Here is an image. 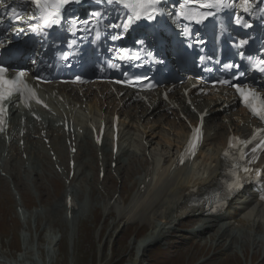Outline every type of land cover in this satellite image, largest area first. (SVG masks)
Here are the masks:
<instances>
[{
  "label": "bare ground",
  "instance_id": "bare-ground-1",
  "mask_svg": "<svg viewBox=\"0 0 264 264\" xmlns=\"http://www.w3.org/2000/svg\"><path fill=\"white\" fill-rule=\"evenodd\" d=\"M91 94L92 91L88 90L84 96L88 99L86 105L89 109V114L85 116L84 119L76 115L72 120V118H67L63 112H61V118L52 117V119L50 118V113H44V122L41 125L34 122L32 119L29 121L28 135H25L23 138H18L16 135L11 134L8 145H0V156H2V153L5 151V159L11 160V165L13 167L14 165L16 166L13 170L6 169L5 171L9 174L18 173V165L16 162L22 160L23 164L28 163L32 166L30 171L26 170L28 171L27 173H36V161H38L37 163H39V161L46 162V157L43 158L45 152L43 146H46V143L43 141H36L37 136H40L45 130L47 134H42L40 138L51 137L54 139L51 142L52 149L55 150L60 148V154L58 155L59 159L57 160L59 163L57 164H61L60 162H63V157L65 158L66 154H69L68 140H70V143H74V146L77 148L73 157V160L76 161L74 169L78 175H74L73 181L76 179L77 181L83 180L86 182L88 180L91 181V179H88L85 168L94 172L96 159L97 162H102V171H106V175L108 174L109 163L113 161L118 163V170L127 168V170L130 171L131 167L135 168L134 165H137L139 168L143 156H145L150 149L154 150L151 151L152 154H149V158L151 157L159 163L168 162V159H171L172 155L175 154L174 152L180 150L187 138V125L178 117V112L181 113L183 111L182 107H178V112L175 110L166 112V106L158 105L156 108L154 107L151 109L142 102L131 103V101H128L124 106L125 110L122 115V128L120 134L122 142H120V154L115 157L112 154V134H107L103 146L99 148L94 143L92 132L90 131V124L97 122L101 112L104 111L106 115L112 114L109 108L114 103L115 99L108 96L105 103H108L109 107L104 108V102L100 103L97 98ZM196 98H198L195 99L198 102L196 106H200L202 109L209 108V112L212 114L206 120L205 143L203 150L195 161L196 164L192 168L194 169V173L192 172L191 175L185 176L184 172H181L174 175L172 179H169L166 174V168H161V170H158L152 177V182L148 185L147 190L144 191L140 189V186L145 185L143 180L145 179L144 173L147 168L146 165L143 173L135 180L136 182L134 181L138 189L137 192L135 189V193L131 196L130 201L126 204L122 195H120V202H123L124 205L118 208L116 217L120 220L127 219L129 223H149L151 227H153V230L140 242L139 258H141L149 248L163 242L171 233L176 232L182 224L181 222L186 218L187 220L192 219L199 222L192 230L191 235L193 240L209 235L208 238L211 246L215 249L224 247L223 251H230V254L237 253V248L235 249V246L239 247L243 254H245V251L250 247L254 250L252 256L253 260L257 250H259L260 247L264 248V206L256 205L254 197H247V200H250L249 204L244 203L246 198H239L236 203L228 209L227 213L218 217L198 215L199 210H192L190 206L193 202L192 197L208 191L217 184L222 170L221 152L223 146L226 144V136L229 135L230 129L232 128L239 132H244L245 129L240 127L241 122H238V120L240 117L245 120L248 118L244 117L243 111H233L235 108V101L232 98H226L225 96L202 99L201 97ZM78 99L81 102L83 101L82 97H78ZM190 109L191 107H185V110L189 111ZM171 117H174V121L171 120ZM151 118L153 121H149ZM66 120H69V134L64 131L63 127L58 126V123ZM71 120L74 126H71ZM12 123L15 127L18 125L17 120H14ZM45 125H47V128H45ZM245 128L249 130V127ZM81 130H84V136H79ZM136 133L141 137L140 143H143L144 139L146 140L144 145L141 144L143 148H140L137 139L133 138ZM78 139H81L82 142ZM133 139L136 141V145ZM22 140H24L23 144L21 143ZM159 147L161 149H158ZM24 153H27L26 160L23 159ZM31 153L32 155H29ZM68 162H70V159H68ZM21 168L23 167L21 166ZM67 169V173H69L70 168H68V163ZM64 170L63 168L62 172H64ZM43 173H45V171ZM69 187L70 188L66 189L63 193V198H59V207L56 205L53 207V211L57 216L49 217L48 220L51 224L56 225L59 222L58 214L64 211L63 218L65 221H68V223H72V235H76V222H78L81 217H85L86 212L80 204V199L77 197L79 194L78 188L75 186ZM91 187L90 185V194L92 193ZM79 190L82 189L79 188ZM67 195H71L74 199L78 200V209L76 210L75 207L76 212L72 219L67 218L68 211L64 206V197ZM109 205L110 207L107 209V215L113 216L112 209L116 208L115 204L111 205L110 202ZM50 209L52 210V208ZM48 210L44 212V214L49 213L50 210ZM37 215V219L43 217L41 214ZM156 219L157 221L160 220L161 223L156 224ZM192 220L190 221L192 222ZM72 237L75 240V236ZM30 259L31 258H28L27 255V257L25 256L24 259L19 262H12L4 255L0 256V262L8 261L10 264H36Z\"/></svg>",
  "mask_w": 264,
  "mask_h": 264
},
{
  "label": "rangeland",
  "instance_id": "rangeland-1",
  "mask_svg": "<svg viewBox=\"0 0 264 264\" xmlns=\"http://www.w3.org/2000/svg\"><path fill=\"white\" fill-rule=\"evenodd\" d=\"M136 139L137 145L143 148L141 144H145V139L143 143H140V137L136 136ZM59 149H53L57 160ZM153 150L150 149V152ZM45 157L46 162L35 163L36 173L31 174L27 173L30 170L26 171L30 165H24L22 161H18L21 162L17 164L18 173L14 174L5 171L13 170L16 166L8 163L11 162L9 159L0 164V256L4 255L12 262H19L28 255L36 264H264V248L260 247L252 260L254 250L250 247L243 254L235 246L237 253L234 255L230 251H223L224 247L215 249L211 246L209 235L193 240L191 233L199 222L192 219L182 221L176 232L149 248L139 258L140 242L153 227L149 223L120 220L116 217L115 208L112 210L114 215L107 216L101 201L105 193H122L128 200L135 193V180L146 165V156H143L139 168L134 165L135 168L131 167L130 171L117 168L116 173L113 172L116 168L108 166L109 173L105 180L100 177L101 163L96 159L94 172L85 168L88 179H91L87 182L73 181V171L69 175L66 173L70 159L68 153L67 158L63 157L64 163L60 162L65 169L63 173L58 172L62 168L56 165L53 151L47 148ZM69 186L78 188L77 197L86 212L85 217L76 222V235H72V224L64 220L63 211L58 214L59 222L56 225L48 220L49 217L57 216L53 207L58 205V199ZM47 210L49 213L44 214ZM37 214L43 217L37 219ZM155 222L161 223L157 219ZM70 233L75 236V240Z\"/></svg>",
  "mask_w": 264,
  "mask_h": 264
},
{
  "label": "snow or ice",
  "instance_id": "snow-or-ice-1",
  "mask_svg": "<svg viewBox=\"0 0 264 264\" xmlns=\"http://www.w3.org/2000/svg\"><path fill=\"white\" fill-rule=\"evenodd\" d=\"M30 2L43 13L41 19L42 24L37 27H33L32 31L36 32L38 29L49 28L52 25L56 24L61 11L68 4L73 2H79V0H30ZM109 3H112L113 0H108ZM192 2H198V8H216V7H228V0H212L211 3H206L205 0H192ZM160 3V0H133L131 4L126 6L131 7L133 9L134 15L129 16V21L132 20H140L141 18H147L149 20L154 19V13L156 12V5ZM248 9L246 8L245 11ZM208 15H212L211 12L204 14V19L207 18ZM186 18L192 19V16H188ZM197 22H202V20H197ZM129 25L125 24L124 27L127 28ZM261 64H264V61H261ZM264 71V67L261 68ZM6 69L3 66H0V74L5 72ZM23 75V74H21ZM220 83L227 84L228 81H221ZM18 90V85L16 80L4 79L2 75H0V113H3L4 109L2 107V102L6 100L9 96L13 94V91ZM237 91L244 97L246 105L250 108L253 115L257 116L259 119L264 120V100H261L259 105L253 106L251 100L249 99V95L255 98L254 93L246 94L243 89L237 87ZM39 102V101H37ZM2 122V121H0ZM2 130V129H0ZM199 136H194L193 141H190L188 149L186 151H190L191 154L194 155L195 149L197 147V141ZM238 139V138H236ZM264 144V141H261ZM229 146H232V142H229ZM255 151V149H254ZM227 155V153H226ZM183 163V159L181 160ZM244 171H248L247 168ZM259 175V172H257Z\"/></svg>",
  "mask_w": 264,
  "mask_h": 264
}]
</instances>
